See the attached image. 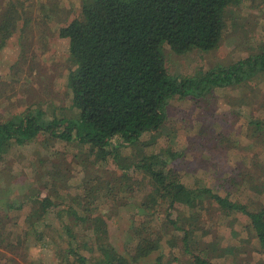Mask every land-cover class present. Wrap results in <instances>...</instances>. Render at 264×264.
Here are the masks:
<instances>
[{"label": "rangeland", "instance_id": "obj_1", "mask_svg": "<svg viewBox=\"0 0 264 264\" xmlns=\"http://www.w3.org/2000/svg\"><path fill=\"white\" fill-rule=\"evenodd\" d=\"M83 1L0 0V23L14 17L10 6L20 16L0 49V121L32 107L47 118L78 117L67 86L74 68L69 40L59 29L80 16ZM235 1L216 48L178 54L164 46L171 75L197 76L264 49V0ZM151 154L162 159L154 168L171 169L188 188L206 187L248 204L249 211L262 209L264 75L203 97H173L161 127L132 144L113 137L97 149L47 132L13 143L0 158V264H80L77 255L93 263L101 257L99 242L129 255L145 233L152 241L160 237V247L134 264H157L159 255L158 264H193L196 255L214 264H264V249L246 215L227 213L210 198L192 210L182 204L170 208L167 198L150 201L154 181L135 165ZM95 214L106 225L99 240L83 222Z\"/></svg>", "mask_w": 264, "mask_h": 264}, {"label": "trees", "instance_id": "obj_2", "mask_svg": "<svg viewBox=\"0 0 264 264\" xmlns=\"http://www.w3.org/2000/svg\"><path fill=\"white\" fill-rule=\"evenodd\" d=\"M233 4L235 0L83 1L80 16L59 29V36L69 40L74 68L67 75V86L78 117L47 118L42 109L32 107L0 121V158L13 143L31 142L43 132L66 141L75 139L97 149L109 145L113 137L132 144L144 133L161 127L173 97H203L216 87L237 85L264 75V49L197 76L178 79L166 67L163 53L166 45L178 54L216 48L226 27V11ZM8 14L20 17L18 10L11 6ZM14 17L0 23V49L12 33ZM253 124L256 130L262 129L259 122ZM158 161H162L161 157L151 154L142 156L135 165L147 171L154 181L150 201L167 198L170 208L182 204L192 210L202 205L203 198L214 199L227 213L238 211L246 215L256 244L264 249V207L249 211L248 204L230 201L206 187L188 188L171 169L154 168ZM143 204L146 206L147 201L140 203L141 210L147 208ZM83 222L94 228L98 240L106 233V225L98 215H87ZM170 222L177 224L175 220ZM140 224L142 231L144 224ZM140 237L132 254H119L101 241L98 243L101 257L95 262L82 255H77V260L80 264H134L138 257L160 247V237L154 241L147 233ZM189 240L190 235L184 229L185 246ZM155 261L157 264L161 261L160 255ZM192 262L214 264L200 255L194 256Z\"/></svg>", "mask_w": 264, "mask_h": 264}]
</instances>
